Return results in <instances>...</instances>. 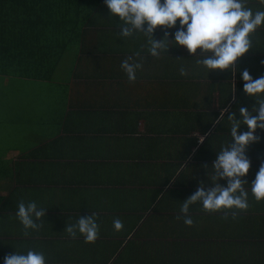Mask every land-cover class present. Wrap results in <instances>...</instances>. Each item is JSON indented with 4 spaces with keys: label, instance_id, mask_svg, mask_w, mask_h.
Segmentation results:
<instances>
[{
    "label": "crops",
    "instance_id": "1",
    "mask_svg": "<svg viewBox=\"0 0 264 264\" xmlns=\"http://www.w3.org/2000/svg\"><path fill=\"white\" fill-rule=\"evenodd\" d=\"M249 6L264 10L258 0ZM59 24L60 32L49 36L53 70L41 81L52 92L49 117L23 144L0 150V264L29 248L43 250L47 264H264V201H255L250 185L264 162V130H256L261 139L246 152L247 211L224 219V212H204L196 203L188 213L192 227L180 212L201 181L211 186L207 172L231 140L228 112L215 123L221 110L228 107L239 119V106L255 103L243 91L241 73L264 75V26L233 77L229 70L198 68L200 57L183 46L157 58L148 53L143 33L120 38L119 17L109 16L104 0L83 21L68 17ZM178 27L179 21L171 29L158 26L153 36L160 40L168 31L174 39ZM67 52L73 54L62 78L58 64ZM136 52L143 67L129 82L120 65ZM88 94L89 110H81L83 102L71 105ZM220 183L227 186L225 179ZM21 199L47 209L38 221L42 228L27 237L15 216ZM91 213L100 225L96 242L85 243L79 233L70 238L66 225ZM115 218L123 221L122 231L114 230Z\"/></svg>",
    "mask_w": 264,
    "mask_h": 264
},
{
    "label": "clouds",
    "instance_id": "2",
    "mask_svg": "<svg viewBox=\"0 0 264 264\" xmlns=\"http://www.w3.org/2000/svg\"><path fill=\"white\" fill-rule=\"evenodd\" d=\"M104 3L110 17H119L120 38L127 39L143 33L147 38L148 53L157 58L171 46H183L190 55L200 57L195 64L208 74L213 70H229L235 77L239 71L238 60L253 48V38L264 26V10L249 6V0H104ZM258 4L264 5V0H258ZM178 21L174 39H169L168 31L160 40L154 38L153 33L158 26L171 29ZM134 57H140V53L126 57L120 65L129 82H135L137 70L143 67L142 58L137 60ZM179 71L182 76L188 74L183 66ZM241 77L244 93L254 98L255 103L252 108L239 106V119L237 112L228 107L223 108L217 117L215 123H219L228 112L231 140L221 145L211 163L212 172H207L211 186L201 181L197 190L183 201L180 212L186 226H194L195 222L188 213L190 206L196 203L202 205L204 212H224V219L228 218L229 212L236 219L239 212H245L250 207L249 191L244 187L249 183L243 177L251 167L247 148L260 141L256 130H264V75L253 79L245 69ZM241 125H246L247 131H239ZM199 139L202 143L204 136ZM207 167L205 164L204 168ZM221 179L227 181V186L220 183ZM250 185L255 201H264V162ZM17 209L15 216L23 226L24 236L30 235L29 230L39 231L42 228L38 221L45 217L47 209L38 207L34 200L25 203L23 199L18 202ZM177 219L181 217L177 216ZM113 228L117 232L122 231L123 221L115 218ZM64 231L72 239H76L79 233L85 243H95L100 234L97 214L80 216L75 223L66 225ZM4 264H47V256L43 250L29 248L26 253L6 255Z\"/></svg>",
    "mask_w": 264,
    "mask_h": 264
},
{
    "label": "trees",
    "instance_id": "3",
    "mask_svg": "<svg viewBox=\"0 0 264 264\" xmlns=\"http://www.w3.org/2000/svg\"><path fill=\"white\" fill-rule=\"evenodd\" d=\"M97 2L0 0V77L8 84L17 79L35 87H44L41 81L45 82L44 79L49 77L48 72L53 70L48 67L52 63L49 52L54 39L49 38L50 34L54 31L59 33V23L68 20V17L77 23L83 21ZM50 107L51 103L47 109ZM45 115L49 117V113ZM66 115L73 116L71 113ZM1 122L3 118L0 116ZM57 125H60V121Z\"/></svg>",
    "mask_w": 264,
    "mask_h": 264
},
{
    "label": "rangeland",
    "instance_id": "4",
    "mask_svg": "<svg viewBox=\"0 0 264 264\" xmlns=\"http://www.w3.org/2000/svg\"><path fill=\"white\" fill-rule=\"evenodd\" d=\"M72 54L73 52L65 53V58L58 64L62 78L66 77L68 58ZM36 87L17 79H13V83L8 84L3 77H0V116L3 118V122L0 123V150H5V153L15 144L24 143L28 133L35 128L38 129L41 126V120L46 117V112L50 111L47 105L51 103L52 92L48 87ZM87 96L86 99L81 98L79 102L74 97L71 105H79L83 102L85 108L81 110H89L91 96L90 94ZM44 115V118H40ZM17 127L19 130L16 129Z\"/></svg>",
    "mask_w": 264,
    "mask_h": 264
}]
</instances>
